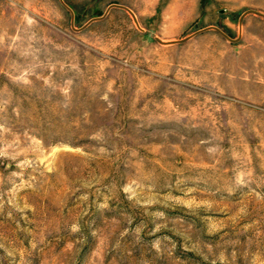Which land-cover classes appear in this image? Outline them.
<instances>
[{
  "label": "rangeland",
  "instance_id": "1",
  "mask_svg": "<svg viewBox=\"0 0 264 264\" xmlns=\"http://www.w3.org/2000/svg\"><path fill=\"white\" fill-rule=\"evenodd\" d=\"M0 264H264V0H0Z\"/></svg>",
  "mask_w": 264,
  "mask_h": 264
}]
</instances>
